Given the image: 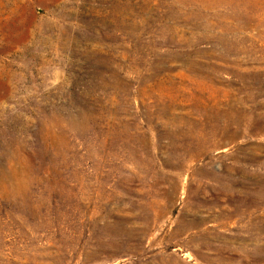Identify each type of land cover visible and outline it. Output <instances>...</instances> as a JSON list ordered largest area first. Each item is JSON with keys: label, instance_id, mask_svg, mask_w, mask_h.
I'll use <instances>...</instances> for the list:
<instances>
[{"label": "rangeland", "instance_id": "1", "mask_svg": "<svg viewBox=\"0 0 264 264\" xmlns=\"http://www.w3.org/2000/svg\"><path fill=\"white\" fill-rule=\"evenodd\" d=\"M0 264H264V0H0Z\"/></svg>", "mask_w": 264, "mask_h": 264}]
</instances>
